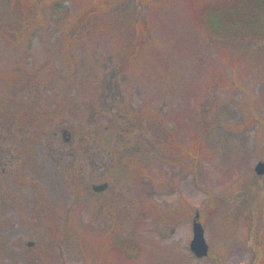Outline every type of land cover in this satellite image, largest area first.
Listing matches in <instances>:
<instances>
[{"label": "rangeland", "instance_id": "rangeland-1", "mask_svg": "<svg viewBox=\"0 0 264 264\" xmlns=\"http://www.w3.org/2000/svg\"><path fill=\"white\" fill-rule=\"evenodd\" d=\"M227 1L0 0V264H264V36L208 32Z\"/></svg>", "mask_w": 264, "mask_h": 264}, {"label": "trees", "instance_id": "trees-1", "mask_svg": "<svg viewBox=\"0 0 264 264\" xmlns=\"http://www.w3.org/2000/svg\"><path fill=\"white\" fill-rule=\"evenodd\" d=\"M200 19L217 37H263L264 0H228L202 7Z\"/></svg>", "mask_w": 264, "mask_h": 264}, {"label": "water", "instance_id": "water-1", "mask_svg": "<svg viewBox=\"0 0 264 264\" xmlns=\"http://www.w3.org/2000/svg\"><path fill=\"white\" fill-rule=\"evenodd\" d=\"M253 171L255 175L262 176L264 175V162L259 161L255 164ZM107 187L106 183L96 184L91 186V190L95 193H100L103 190H105ZM198 219V213L194 214L193 220H192V226H191V240L189 242L188 248L190 253L196 258V259H202L207 256L208 253V246L205 242L204 236H203V229L201 224L197 221ZM28 246H31L32 243L28 242Z\"/></svg>", "mask_w": 264, "mask_h": 264}]
</instances>
